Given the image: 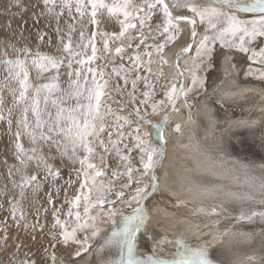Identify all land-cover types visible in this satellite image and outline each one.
I'll list each match as a JSON object with an SVG mask.
<instances>
[{"label":"snow or ice","instance_id":"1","mask_svg":"<svg viewBox=\"0 0 264 264\" xmlns=\"http://www.w3.org/2000/svg\"><path fill=\"white\" fill-rule=\"evenodd\" d=\"M37 6L32 19L44 26L35 45L22 26L23 0L9 4L20 9L13 16H21V26L8 19L9 35L0 38V125L13 160H0L8 213L0 243L7 246L9 218L17 228L43 231L39 218L49 213L51 243L39 260L24 253L7 264H76L73 258L85 253L92 259L80 264H222L212 241L153 237L148 202L161 192L157 173L171 114L205 87L217 58L243 54L251 62L245 75L264 81V0H37ZM177 43V74L166 77L165 49ZM181 130L176 123L174 131ZM234 147L264 159V125L259 139L238 138ZM260 172L259 190L254 183L237 190L229 205L177 199L175 207L191 208L183 215L210 221L203 227L226 239L234 223L264 221V165ZM41 191L47 207L39 203ZM28 207L36 215L31 224ZM58 246L73 249L67 260ZM247 259L264 264V254Z\"/></svg>","mask_w":264,"mask_h":264},{"label":"bare ground","instance_id":"2","mask_svg":"<svg viewBox=\"0 0 264 264\" xmlns=\"http://www.w3.org/2000/svg\"><path fill=\"white\" fill-rule=\"evenodd\" d=\"M23 3L27 11L22 14L23 21H26L22 26L26 29V35L30 37L32 45H35L36 31L37 29H43L44 21L41 19L37 24L32 19L33 13L40 10L39 6L33 7L34 4H37V0H23ZM9 4L10 0H1L0 2V38L9 35L5 27L8 19H12L14 29L21 26L22 23L20 15L13 16V13H20V9L18 7L9 8ZM53 40L55 43V37H53ZM41 50L51 51V49H48L44 45L41 46ZM165 55L168 59V63L163 65L165 76L172 77L176 75L175 72L177 73L175 55L169 53ZM228 55L230 62L227 63H222L219 61V57L217 58V66L213 70L210 79H208L207 87L201 93L202 97L200 95L199 98H201H198V101L193 102L190 100L191 107H189L188 101L182 98L177 107L178 109L180 107L184 108L185 112L182 111L181 114L177 111V114H171L170 121L177 122L179 120L181 122L182 119L183 125L186 127L179 133L181 134L180 137L184 139L185 144L183 150H180L181 153H179L178 158L174 157L173 159L174 146L172 143L170 148L169 140L167 139L166 155L157 174L160 178V186L167 188L165 185H169L168 183H170L172 184L170 186L173 188L169 190L172 191L174 189V193L163 191L165 193L164 198L159 193L149 201L150 221L148 227L153 237L161 235H185L188 239L193 238V241L197 240L195 238L201 237L202 242H209L218 238L219 229H206L203 227L204 224L210 223V221L202 220L199 216L183 215L184 212H191V208H184L183 206L179 208L175 207L177 199H196L203 200L205 203L224 204L220 203L219 200L223 197L224 190L227 187H231L230 183H233L232 186L236 190H240L244 184H250V181L253 182L255 179V173L253 172L261 174L260 164L264 162V159H261L259 156H248L246 158L244 154L236 150L234 145L238 144V138L248 137L251 139L254 135L259 139L262 134V125H264V81L245 75L247 65L249 64L247 57H243V59L248 62L242 65L241 58L235 57L236 59H233L237 55L236 53H229ZM233 64H235V67H232ZM158 86L160 87V85ZM228 106H231L233 110ZM191 117L196 119V123L201 125V127H197V130L193 127L195 121L193 125L190 124V122L192 123ZM154 118L159 119V115ZM188 125L190 128H194V133L190 136V142L188 137L190 132L187 131ZM201 128H203V131H201ZM0 131V160L7 158L11 163L13 162L11 145L9 136L5 133L4 125H0ZM165 135L167 137V130ZM186 137L188 138L186 139ZM171 142L174 141L171 140ZM245 171L249 175L246 176L244 174ZM180 172L182 173L183 182L178 184L173 178L177 177L178 179L179 174H181ZM6 179L5 166L0 163V183L5 182ZM180 186H183V189H180ZM47 190L48 188L46 187L45 191ZM228 196L230 199L227 202H231L229 193ZM154 201L157 204L160 202L161 206L155 207ZM39 203L44 207L48 206L45 203L44 191L39 193ZM0 204H4V208L0 209L1 220L3 216L4 218L7 217L8 213L7 204L3 198H0ZM228 204L225 203V205ZM26 210L28 212V221L30 220L31 223H34L36 221L34 209L28 207ZM177 214L180 216L181 222H179V226L181 225L180 229L182 230H177L178 226L174 225L171 221L177 219V216L171 220L169 218L170 215ZM43 217L45 216L41 214L40 218ZM48 217L51 218L52 223L50 213ZM163 218L169 220H164ZM11 223L12 221L9 218V227H11ZM245 223L249 222L241 221L238 224L234 223L230 225V231L227 236L231 238L224 239V241L218 240L215 243L216 247L214 249L217 250L213 251V256L215 259L221 261L222 264H257L256 261H250L247 258L254 254L260 255L257 253L259 248L256 246L258 241L256 242L257 238L255 235L258 234L257 227L259 226L260 228L261 225H245L247 229H244L243 225ZM20 229L25 230L23 227H20ZM25 233L26 237L30 238L31 236L38 237V234L42 235L44 232L39 230V228L36 231L28 228L25 230ZM195 243L197 244L198 242ZM247 244L251 246L255 245V252H252L253 250L251 251V249L254 248H248ZM16 245L14 243H7L6 247L1 245L0 250L16 249ZM45 247L43 243L36 244L33 247L22 244L19 252L30 253L34 250L43 252ZM141 247L144 251H148L150 243L146 239H143ZM71 251L73 249H58L57 255L63 256L67 260ZM83 258L89 259V254H83ZM73 259L76 260V264H80L79 260L81 258L74 257Z\"/></svg>","mask_w":264,"mask_h":264},{"label":"rangeland","instance_id":"3","mask_svg":"<svg viewBox=\"0 0 264 264\" xmlns=\"http://www.w3.org/2000/svg\"><path fill=\"white\" fill-rule=\"evenodd\" d=\"M0 2H1V0H0ZM0 7H1V5H0ZM181 46V44L180 43H177V44H174V45H170L168 48H166L165 49V54H172V55H174V53L176 52V51H178L179 50V47ZM237 54V53H236ZM241 58L240 60H241V62H242V65H244L245 64V62H248V61H246V60H244L243 59V57H245L246 58V56L245 55H243V54H237V55H235L234 57H233V59L234 58ZM235 58V59H236ZM219 61H221L222 63H227V62H230L228 59L226 60V59H224V57H222V56H220L219 57ZM230 59V58H229ZM117 63H119V61H117ZM249 63H251L250 61H249ZM217 66V63L215 62V67ZM253 66H255V65H253ZM215 67H214V69H215ZM247 67H248V65H247ZM242 68V67H241ZM213 69V70H214ZM213 70L209 73V75H208V79H210V76H211V74L213 73ZM163 71H164V68H163ZM165 73V72H164ZM221 73H222V69H221ZM175 74H177L176 72H175ZM166 75V74H165ZM223 76H224V74H223ZM208 79L206 80V82H205V87L203 88V89H199L198 91H194V92H192V93H190L189 95H188V98H187V101H188V104H189V107H191L192 106V104H191V101L190 100H192L193 102L194 101H198L201 97H202V95H201V93H202V91H204L205 90V88L207 87V83H208ZM210 81V80H209ZM189 82H188V79L186 78V80H185V86L187 87ZM158 85H160V82H158L157 83V94H158V96H159V94H160V92H159V89H160V87L158 86ZM140 88H141V90H143V85L141 84L140 85ZM113 95H116L115 93H113ZM201 95V97L199 98V96ZM199 98V99H198ZM215 98H216V96H215ZM251 102V101H250ZM228 107H230L231 108V106H228ZM232 109V108H231ZM233 110V109H232ZM182 111L183 112H185V110H184V108H179V110H178V113H181L182 114ZM174 114H177V111L176 112H174ZM158 116V115H157ZM192 118V123L190 122V124H194V121H195V124L193 125V127L197 130V127L198 126H200L201 127V125L199 124V123H196V119H194L193 117H191ZM194 119V120H193ZM198 120V119H197ZM176 123H179L180 125H181V128L182 129H185L186 127L183 125L184 123H183V121H182V119H181V122H179V120H177V122L175 121V122H172V121H169V130H171L172 131V135H171V137L170 138H168V140H169V144H170V148H171V144L173 143V146H174V150H173V152H174V156H173V159H174V157L176 158H178V155H179V153H181V151L183 150V147H184V144H185V141H184V139L183 138H181L180 136H181V134H179V133H177L176 134V132L174 131V125L176 124ZM182 123V124H181ZM197 124V125H196ZM204 126V125H203ZM190 128L189 127V125H188V128H187V131L188 132H190V134H188V137H189V142H190V136L192 135V133H194L193 131H194V128ZM172 128V129H171ZM201 131H203V128H201ZM1 132V131H0ZM179 134V135H178ZM174 137V138H173ZM179 137V138H178ZM188 137H186V139L188 138ZM172 141H174V142H171V140ZM181 143H180V142ZM184 142V143H183ZM175 144V145H174ZM183 146H182V145ZM180 145V146H179ZM0 148H1V143H0ZM181 150V151H180ZM1 152V151H0ZM111 162V161H110ZM264 164V162L263 163H261L260 165H263ZM68 171H69V169H65L64 170V175H65V177H67V174H68ZM179 171V170H178ZM181 171H182V169H181ZM181 173V172H180ZM253 173H255V176H254V180H253V182L252 181H250L249 183L250 184H244L241 188H240V190H245V189H247V188H249L250 187V185H252L253 183H254V185H255V190H259V184H260V181H261V174H258L257 172H253ZM180 175V176H179ZM178 176V179H177V177H174L173 178V180L176 182V183H182L183 182V177H182V173L181 174H179ZM184 176V175H183ZM179 179H181V180H179ZM257 180V181H256ZM169 185H165V186H167V188H163L162 186H161V191L162 192H160L161 193V197L162 198H164V192L163 191H165L166 193H167V191H171V190H169L170 188H173V187H171L170 185H172V184H170V183H168ZM232 184L233 183H230V185H231V187H227L225 190H224V192H223V197H221V199L219 200V202L221 203H226V204H230V202H227L230 198H229V196H228V193L229 194H231V193H234V192H236L237 190L235 189V187H233L232 186ZM181 188L180 189H183V186H180ZM234 190V191H233ZM174 191V189H172V193H174L173 192ZM227 191H229V192H227ZM226 192H227V194H226ZM231 192V193H230ZM155 202V207H159V206H161L160 205V202H158V204H157V202L156 201H154ZM228 204V205H229ZM116 206L118 207V206H120L119 205V201H117V204H116ZM236 207L238 208L239 206L238 205H236ZM154 208V207H153ZM162 208V207H161ZM125 211H128L127 209H125ZM175 216H177L176 218L177 219H174L173 217H175ZM169 218H170V220L171 219H174V220H171L173 223H174V225H177L176 227H177V230H182V229H180L181 228V225L179 226V222H181V220H180V216L177 214V215H173V216H169ZM2 219H4V216L1 218V220ZM164 220L166 219V218H163ZM166 220H169V219H166ZM30 224H31V222H30V220L28 221ZM256 222V223H255ZM255 222H253V223H245L243 226H244V229H247V227L245 226V225H247V226H255V225H261V227L259 228V226L257 227V231H258V234L257 235H255L256 236V242L258 241V244L256 245L258 248H259V250H258V252L257 253H259L260 255L261 254H264V221H259V220H257V221H255ZM40 223H42V224H44L45 226H44V228H43V234L42 235H40V234H38V237H35V239H33V236H31L30 238H28V237H26V233H25V230H22V229H20V228H17V227H15L12 223H11V227H9L8 228V237H9V241H7V243H9V244H13L14 243V245H16V244H19V245H22V244H26V245H28L29 247H33L34 245H36V244H39V243H43L46 247H49V245H50V243H51V238H50V236L48 235V233L50 232V224H51V218L50 217H43V218H40ZM255 223V224H254ZM263 228V229H262ZM246 231V230H245ZM0 235H2V233H0ZM170 236V235H169ZM218 238H216V239H213L212 240V242H214V243H216L218 240H220V241H224V238H221L219 235L217 236ZM220 238V239H219ZM229 238H231V237H228L227 236V238L226 239H229ZM192 239V240H191ZM195 239H197L196 241H193L194 239L193 238H190L189 240L191 241V243L192 242H198L197 244H200V243H205V242H202L201 240V237L200 238H195ZM225 239V240H226ZM15 240V241H14ZM16 240L18 241L17 243H16ZM250 240V239H249ZM11 241V242H10ZM13 241V242H12ZM209 241V240H208ZM262 241H263V243H262ZM207 242V241H206ZM250 242V241H249ZM193 243V244H194ZM261 243V244H260ZM93 244H94V242H93ZM1 245H3V243H0V246ZM194 245H196V243L194 244ZM262 245V246H261ZM254 246L255 245H253V246H251L250 244H247V247L248 248H254ZM259 246H261V247H259ZM247 248V249H248ZM262 248V249H261ZM58 249H61V250H64L63 248H59V246H58ZM255 249H256V247L254 248V249H251V251L252 252H255ZM49 250H51V249H49ZM217 249H214L213 251H216ZM249 250V249H248ZM261 250V251H260ZM2 251V252H1ZM25 251H28V250H25ZM260 251V252H259ZM263 251V252H262ZM72 252V251H71ZM262 252V253H261ZM32 253H35L36 254V258H37V260H39L40 259V257L41 256H43L44 255V253L43 252H39V251H37V250H34V251H32V252H30L29 254H32ZM57 254H58V250H57ZM13 255H16V256H18L19 258H23V256H24V253H20V252H18V253H16V249H14V248H10V249H5V250H0V261H3L4 262V264H7V262H8V260H9V257H11V256H13ZM81 259H85V258H81ZM80 259V260H81ZM79 260V261H80Z\"/></svg>","mask_w":264,"mask_h":264},{"label":"water","instance_id":"4","mask_svg":"<svg viewBox=\"0 0 264 264\" xmlns=\"http://www.w3.org/2000/svg\"><path fill=\"white\" fill-rule=\"evenodd\" d=\"M184 83H185V81H184ZM179 103V102H178ZM178 105V104H177ZM160 170V169H159ZM153 199V198H152ZM151 200V199H150ZM149 200V201H150ZM148 205H149V202H148ZM148 211H149V206H148ZM89 259H92V257L89 255Z\"/></svg>","mask_w":264,"mask_h":264}]
</instances>
